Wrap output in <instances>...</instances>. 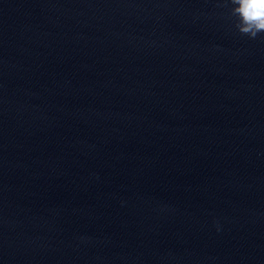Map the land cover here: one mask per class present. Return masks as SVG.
I'll use <instances>...</instances> for the list:
<instances>
[{"label":"clouds","instance_id":"clouds-1","mask_svg":"<svg viewBox=\"0 0 264 264\" xmlns=\"http://www.w3.org/2000/svg\"><path fill=\"white\" fill-rule=\"evenodd\" d=\"M229 3L230 16L235 18L234 27L239 34L252 40L264 34V0H224L222 6Z\"/></svg>","mask_w":264,"mask_h":264}]
</instances>
